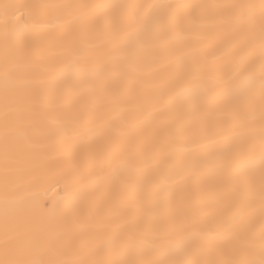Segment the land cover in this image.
<instances>
[{
	"label": "snow or ice",
	"instance_id": "snow-or-ice-1",
	"mask_svg": "<svg viewBox=\"0 0 264 264\" xmlns=\"http://www.w3.org/2000/svg\"><path fill=\"white\" fill-rule=\"evenodd\" d=\"M4 6L0 25V96L4 101V151L0 156L3 192L0 205L4 217L3 255L0 264H264V0L230 4L152 3L120 5L126 16L114 17L104 39L96 47L108 45L113 59L124 65L123 75L147 87L143 77L149 65L148 51L173 42L188 20L196 29L206 19L211 21L208 35L219 47L224 63H195L184 69L190 77L183 87L173 91L169 103L177 104L148 143L133 142L115 125L96 153L81 160L75 169L73 191L87 199L89 189L106 184L131 185V156L151 153L145 164L154 168L153 176L140 182L138 190L117 198L115 204L95 201V231L82 237L71 253L64 251L57 237L59 227L50 221L25 217L20 211L27 184L14 179L24 170L28 157L10 149V141L27 139L31 113L36 111L32 95L22 90L24 74L36 63L31 45L20 40L21 29ZM59 11L52 22L34 25L40 31L65 27L86 13L110 5H47ZM53 39L63 42L65 60L47 65L52 79L60 85L73 80H88L108 69L107 64L84 59L79 36L66 30ZM179 59V57H177ZM189 97L186 104L179 102ZM243 99V104L235 103ZM227 105L225 135L220 140L236 138L235 143L215 149L220 140L204 136L205 122L216 114L207 110L210 101ZM15 119L10 120L9 114ZM152 113H147V119ZM91 131L87 121L75 122L61 129L62 141L73 144ZM201 135L199 148L213 150L199 153L184 166V176L201 170L227 172L209 185L177 196L172 175L174 153L169 146ZM74 146V145H73ZM217 208L212 211L209 205ZM139 207L155 222L144 227L122 230L113 226L124 219L128 208Z\"/></svg>",
	"mask_w": 264,
	"mask_h": 264
},
{
	"label": "bare ground",
	"instance_id": "bare-ground-1",
	"mask_svg": "<svg viewBox=\"0 0 264 264\" xmlns=\"http://www.w3.org/2000/svg\"><path fill=\"white\" fill-rule=\"evenodd\" d=\"M183 3V4H230L240 0H0V25L4 19V6L9 5L8 14L21 29L20 40L31 45L36 63L24 74L27 81L22 85L25 93L32 95L36 111L31 113V123L27 139L10 141V149L28 157L24 170L15 173L13 178L27 184L29 191L24 194L20 205L21 213L28 218L50 221L59 227L57 237L64 251L71 253L78 246L82 237L95 231V201L115 204L117 198L138 190L140 182L153 176L157 164H145L151 153L145 151L137 155V149L129 150L131 156L130 172L126 176L133 181L131 185L106 183L89 189V197L85 199L77 195L76 165L83 159L94 155L102 140L112 132L108 127L113 124L126 133L133 142L148 143L152 133L162 126L164 117L178 105L169 103L173 91L183 87L189 79L184 69L199 62L208 65L224 63L219 47L208 35L211 32L210 13L202 27L196 29L188 20L183 21L182 28L176 33L173 42L147 52L146 62L149 65L143 77L147 87L123 75L124 65L113 59L108 45H96L104 39L111 21L117 16H126L128 10L120 5L152 4V3ZM259 3V0H250ZM78 4V5H110L112 7L98 10L86 9L85 15L75 21L71 29L60 27L40 31L33 28L46 22H52L58 9L44 7L47 5ZM70 30L76 33L87 53L84 59L107 64L108 69L95 74L88 80H73L70 85H60L53 81L52 73L46 71L47 65H59L65 60V47L62 41L53 39L57 33ZM2 40V31H0ZM179 57V59H177ZM189 97H184L180 104H186ZM235 103L243 104V99ZM207 110L215 117L205 122L204 136L220 140L225 133L227 105L212 100ZM152 115L147 119V113ZM14 113L9 119H15ZM87 121L91 129L85 132L72 145L62 141V127L75 122ZM4 101L0 96V156L4 151L3 139ZM236 138L220 140L215 149L235 143ZM201 135H189L184 141H177L169 146L174 153L170 172L179 179L174 185L177 196L187 195L199 186L213 183L218 176L228 175L227 172H211L201 170L197 174L184 176V166L189 165L202 152L213 150L212 147L199 148ZM74 145V146H73ZM3 192V170L0 168V199ZM215 211L217 205H209ZM155 222L154 217L145 215L139 208H128L124 219L116 225L122 230L144 227ZM5 230L2 205H0V256L3 255V233Z\"/></svg>",
	"mask_w": 264,
	"mask_h": 264
}]
</instances>
